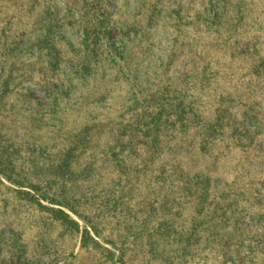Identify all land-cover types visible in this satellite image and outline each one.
<instances>
[{
	"label": "rangeland",
	"instance_id": "1",
	"mask_svg": "<svg viewBox=\"0 0 264 264\" xmlns=\"http://www.w3.org/2000/svg\"><path fill=\"white\" fill-rule=\"evenodd\" d=\"M0 264H264V0H0Z\"/></svg>",
	"mask_w": 264,
	"mask_h": 264
},
{
	"label": "trees",
	"instance_id": "2",
	"mask_svg": "<svg viewBox=\"0 0 264 264\" xmlns=\"http://www.w3.org/2000/svg\"><path fill=\"white\" fill-rule=\"evenodd\" d=\"M150 143L153 144L156 142V131H154V134H152L151 138L149 139ZM151 146V147H152ZM153 149V148H152ZM175 169L176 171V167L173 168V170ZM178 171V170H177ZM201 181H203V186H194L192 188V184L189 181V185L186 184L184 189L188 190L189 192L191 191H195L197 189L202 190V192H204L207 188H208V183L206 178L202 177ZM207 195V194H206ZM204 200H199V205L203 202ZM201 206V205H200ZM53 215L55 216L56 219L60 220L62 223H64L65 225H68L70 227H72L73 229H78V224L75 220H73L64 210L62 209H57V210H52Z\"/></svg>",
	"mask_w": 264,
	"mask_h": 264
}]
</instances>
